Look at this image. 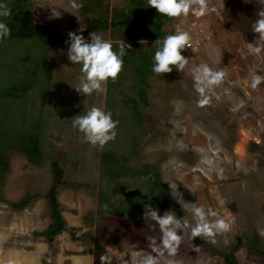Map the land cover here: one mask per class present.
Masks as SVG:
<instances>
[{"label": "rangeland", "instance_id": "374dc122", "mask_svg": "<svg viewBox=\"0 0 264 264\" xmlns=\"http://www.w3.org/2000/svg\"><path fill=\"white\" fill-rule=\"evenodd\" d=\"M30 1L36 22L69 33L85 29L102 10L120 8L128 0H103L94 12L83 10L84 0H74L79 8L71 6L73 0ZM207 4L208 11L202 17L189 14L165 24L164 28L173 34L178 29L188 31L194 50H182L189 59L183 72L171 66L169 76L155 74L148 78L147 102L140 104L141 121L135 128L124 116L131 97L127 91L117 94L111 89L85 96L73 88L83 74L82 65L72 64L67 57L69 45L54 47L47 54L52 63V84H57L56 90L60 87L61 93L58 100L56 94L48 100L53 104L57 101L56 116L83 114L93 106L110 111L112 119L119 121L114 142L122 149L133 141L132 133L136 135L138 156L134 165L124 167L126 171L114 181L119 194L140 190V176L132 177L130 173L126 177L127 172L136 173L139 165H148L158 173L166 194L168 209L161 215L170 210L176 214L179 209L194 223V203L205 209L211 207L232 227L217 233L214 243L212 238L199 237L202 241L225 252L238 237L256 234L264 247V237L258 233V229H264V80L252 87L254 76L264 77V42L253 45L261 47L259 53L249 48L258 39L253 24L264 4L260 0H207ZM96 33L105 40H114L108 31ZM131 34L128 31L125 36L129 38ZM85 39L90 42V35ZM201 64L224 73L220 83L205 90L208 103L203 106L199 104L201 95L194 87L192 73ZM129 128L132 133L127 132ZM45 132V158L35 164L24 153L11 151L8 170L0 178V264L55 262L53 247L51 253L43 238L32 235L50 223L44 195L52 183L53 159L63 170L65 185L60 187L58 198L68 226L57 239L58 258L69 256V264H96L90 238L85 236L88 232L100 233L103 247L113 248L118 264L130 259L128 254L132 251L149 252L147 236L157 242L161 236L159 226L150 218L134 227L111 219L104 230L97 231L99 215L109 214L104 206H98L96 196L102 148L85 142L78 128L52 120H48ZM171 185L182 194L184 208L173 197ZM25 194L35 195L25 208L15 210L8 204ZM180 234L183 240L176 254L166 253L160 264H225L209 248L195 244L190 230ZM236 258L239 264H259L244 246Z\"/></svg>", "mask_w": 264, "mask_h": 264}, {"label": "trees", "instance_id": "16d2710c", "mask_svg": "<svg viewBox=\"0 0 264 264\" xmlns=\"http://www.w3.org/2000/svg\"><path fill=\"white\" fill-rule=\"evenodd\" d=\"M0 2H6L12 9V15L6 19L12 34L9 38L0 41L1 178L8 170L11 151L22 152L31 162L40 163L45 158V130L48 127V120L73 127L72 118L78 113L74 116H62V114L56 116L54 113H56L57 101L55 105L48 100L49 96L55 94L58 100L61 93L60 87L57 91L58 85L52 84V63L46 57L52 48L68 45L65 43L69 39L68 32L36 22L30 0H0ZM102 2L103 0H84L82 8L84 11L94 12L95 8L101 7ZM171 20L172 18L161 15L155 8L148 7L147 0H128L120 8L102 10L98 17L88 22L82 33L75 31L85 38L94 31H108L114 38L112 41L114 51H118L120 41L130 40L125 42L131 44L132 48L123 57V70L115 81L108 80L106 92L112 89L117 94L128 92L133 97H129L130 104L124 111V116L130 118L129 121L134 128L141 121L140 104L147 102L148 78L155 75L152 71L155 41L159 38L162 41L166 35L173 34V31L164 28ZM128 31L132 32L129 38L125 36ZM142 40L143 44L140 43ZM159 75L169 76L170 73ZM127 132L132 133V129L129 128ZM132 134L133 141L124 144L123 149L122 145L111 141L102 147L99 155L97 203L100 207L104 206L109 214L99 215L96 225L98 232L104 230L111 219L125 221L129 227L136 226L144 220V212L148 205L160 212L168 209L166 194L158 173L148 165H139V172H127L129 174L126 176L130 177V173L132 177L140 176L142 183L140 190L143 192L135 190L121 195L114 185V181L126 171L123 170L124 167L134 165L133 160L138 156V138L134 133ZM50 170L52 183L44 195L49 209L50 223L40 231H33L32 235L43 238L51 253L53 247L52 255L55 256L59 251L58 236L66 231L68 226L58 198L60 187L65 185L63 170L54 159L50 161ZM146 176L149 178L147 179ZM34 197L35 195L25 194L20 200L8 204L15 210H21ZM175 211L179 218H184L181 210ZM85 236L90 238V251L96 264H100L99 256L105 251L100 233L88 232ZM193 241L195 244L209 248L220 256L225 264H239L236 254L242 246L256 257L259 264H264V247L261 246L256 234L244 239L238 237L225 252L216 251L200 238ZM112 264H118L113 255Z\"/></svg>", "mask_w": 264, "mask_h": 264}, {"label": "clouds", "instance_id": "9594fccd", "mask_svg": "<svg viewBox=\"0 0 264 264\" xmlns=\"http://www.w3.org/2000/svg\"><path fill=\"white\" fill-rule=\"evenodd\" d=\"M264 4V0H260ZM148 7L155 8L158 13L168 18L187 17L189 14L199 18L208 11L207 0H147ZM71 6L79 8L73 0ZM12 15V9L6 2H0V41L9 38L12 29L9 27L6 19ZM55 15V13H54ZM257 19L253 24V32L258 34L255 44L250 43L249 48L255 53L261 52L260 46L253 45L264 42V7L257 12ZM81 27L78 31L83 32ZM69 39L65 42L69 45L67 57L72 64H80L82 76L79 83L72 87L82 95L90 96L93 92H106V84L109 79L115 81L123 70L124 60L128 51L132 48L131 44L125 43L124 40L118 44V51H114L113 43L105 40L95 31L90 33V42L77 32H69ZM144 43V41H140ZM154 64L152 71L155 74L171 73L173 67L183 72L189 63V59L182 55V50L192 48V38L188 31L177 30L175 34H169L161 41L159 38L155 41ZM194 50V49H193ZM194 87L200 93V106L208 103L205 96V90L216 85L223 79L222 71H215L207 64H201L192 69ZM264 77L254 76L252 87L255 88ZM74 128L84 134L85 142L92 146L104 147L109 141H114L117 136L116 128L119 121L112 119V113L106 112L100 107L93 106L86 113L79 114L72 118ZM172 195L183 208L185 201L182 194H178L176 188L171 185ZM223 203V201H221ZM192 221L187 217L177 218L173 211H166L161 215L160 211L153 209L151 205L146 206L144 219L149 218L154 221L161 232L160 240L152 236H147L149 252L132 251L128 254L130 259H124L123 264H160V258L165 254L174 256L183 240L180 234L183 231L190 230L193 239L199 237L212 238L217 233L227 232L231 229L232 224L225 218L218 216V213L211 207L205 209L204 206H197L195 203L191 209ZM261 237H264V229H258ZM113 248L105 246V251L99 256L100 264H112Z\"/></svg>", "mask_w": 264, "mask_h": 264}, {"label": "crops", "instance_id": "0c3cea01", "mask_svg": "<svg viewBox=\"0 0 264 264\" xmlns=\"http://www.w3.org/2000/svg\"><path fill=\"white\" fill-rule=\"evenodd\" d=\"M59 237V236H58ZM13 249V248H12ZM12 249H6L7 251H10V250H12ZM14 250V249H13ZM46 250H47V247H46V245H45V250H44V252H46ZM59 254H60V251L56 254V258H55V263L56 264H69L70 263V260L68 259V257H63L62 259H60V258H58V256H59ZM28 263V262H27ZM15 264H26V262H15ZM41 264V263H40Z\"/></svg>", "mask_w": 264, "mask_h": 264}]
</instances>
